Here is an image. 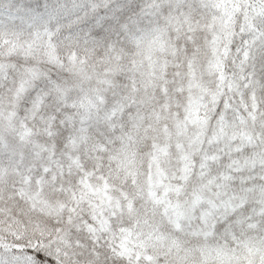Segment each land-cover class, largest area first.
<instances>
[{"label":"snow or ice","instance_id":"snow-or-ice-1","mask_svg":"<svg viewBox=\"0 0 264 264\" xmlns=\"http://www.w3.org/2000/svg\"><path fill=\"white\" fill-rule=\"evenodd\" d=\"M0 264H264V0H0Z\"/></svg>","mask_w":264,"mask_h":264}]
</instances>
